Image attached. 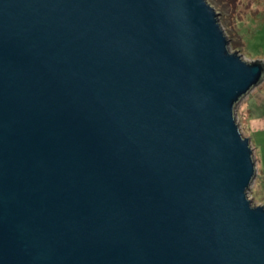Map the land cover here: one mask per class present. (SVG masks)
<instances>
[{
  "label": "water",
  "instance_id": "95a60500",
  "mask_svg": "<svg viewBox=\"0 0 264 264\" xmlns=\"http://www.w3.org/2000/svg\"><path fill=\"white\" fill-rule=\"evenodd\" d=\"M263 81L208 0H0V264H264Z\"/></svg>",
  "mask_w": 264,
  "mask_h": 264
},
{
  "label": "rangeland",
  "instance_id": "374dc122",
  "mask_svg": "<svg viewBox=\"0 0 264 264\" xmlns=\"http://www.w3.org/2000/svg\"><path fill=\"white\" fill-rule=\"evenodd\" d=\"M208 2L219 12V20L228 36L230 49L237 50L247 61H264V0H208ZM242 101L235 111L241 132L249 137L243 113L246 107ZM255 157L253 149V158L256 162ZM249 198L255 205L264 204V181L255 188L251 186Z\"/></svg>",
  "mask_w": 264,
  "mask_h": 264
},
{
  "label": "crops",
  "instance_id": "0c3cea01",
  "mask_svg": "<svg viewBox=\"0 0 264 264\" xmlns=\"http://www.w3.org/2000/svg\"><path fill=\"white\" fill-rule=\"evenodd\" d=\"M245 103V123L256 158V176L252 187L264 181V81L248 94Z\"/></svg>",
  "mask_w": 264,
  "mask_h": 264
}]
</instances>
